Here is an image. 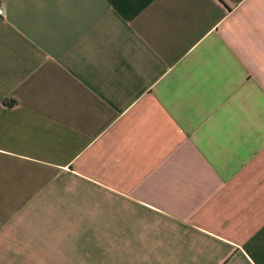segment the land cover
Instances as JSON below:
<instances>
[{"label":"crops","instance_id":"obj_1","mask_svg":"<svg viewBox=\"0 0 264 264\" xmlns=\"http://www.w3.org/2000/svg\"><path fill=\"white\" fill-rule=\"evenodd\" d=\"M0 6V264H264V0Z\"/></svg>","mask_w":264,"mask_h":264},{"label":"built area","instance_id":"obj_2","mask_svg":"<svg viewBox=\"0 0 264 264\" xmlns=\"http://www.w3.org/2000/svg\"><path fill=\"white\" fill-rule=\"evenodd\" d=\"M2 13V8H1V6H0V14Z\"/></svg>","mask_w":264,"mask_h":264}]
</instances>
